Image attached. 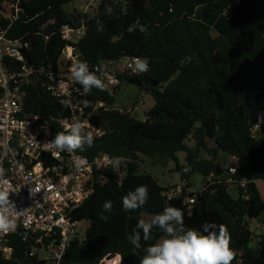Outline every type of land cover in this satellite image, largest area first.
Segmentation results:
<instances>
[{"label": "trees", "instance_id": "obj_1", "mask_svg": "<svg viewBox=\"0 0 264 264\" xmlns=\"http://www.w3.org/2000/svg\"><path fill=\"white\" fill-rule=\"evenodd\" d=\"M72 1L32 0L26 5L29 21L17 23L8 36L31 42L28 63L57 64L69 44L61 39L60 29L84 24L85 36L75 47L90 69L119 59L139 58L149 65L145 73L119 75L120 84L112 91L92 89L91 99L112 107L121 83L128 82L155 103L145 121L118 110H100L95 116L94 123L105 134L78 152L89 159L103 153L130 162L122 177L103 172V182L95 184L76 212V219L88 221L89 227L84 244L73 243L64 264H99L108 255H120L121 264H139L144 249L165 234L154 228L149 241L141 239L140 249L128 237L143 214L157 215L168 206L182 210L188 228L202 231L205 223L223 224L235 253L232 264H264V237L258 241L260 251L254 250L250 227V221L264 214V199L256 183L264 180V124L263 133L255 136L252 130L259 122L251 117L248 100L252 91L257 93L256 100H264V0H103L89 19L68 12ZM24 92L28 112L44 119L67 116V109L40 88ZM190 137L193 147L186 143ZM209 140L215 143L214 149L208 148ZM204 152L213 156L204 159ZM219 152L236 160L231 164L236 167L231 191L217 183L229 177V162H216ZM179 153L186 154L190 168L183 179L189 181L193 174L204 180L213 176L214 184L207 181L192 206L184 203L186 193L168 201L159 181L139 172L140 154L172 160L176 170L182 171ZM244 179L248 183L242 188L239 182ZM142 185L149 190L147 202L125 211L122 197ZM108 200L113 209L104 212L108 219L101 221L99 215ZM15 237L13 258L0 264L28 263L24 246Z\"/></svg>", "mask_w": 264, "mask_h": 264}, {"label": "built area", "instance_id": "obj_2", "mask_svg": "<svg viewBox=\"0 0 264 264\" xmlns=\"http://www.w3.org/2000/svg\"><path fill=\"white\" fill-rule=\"evenodd\" d=\"M31 1L0 0V169H3V179L18 191L11 193L10 199L19 211L16 230L0 232V261L13 258L14 239L18 235L27 264H64L72 244L82 245L86 240L89 222L76 219V212L90 198L95 184L103 182V172L112 171L122 177L130 161L126 159L114 169L106 158L117 156L102 153L89 159L78 150L53 155V150L45 147L56 133L65 130L62 121L67 124L80 120L94 139H101L105 131L94 123L95 116L100 110L118 109L91 99L71 76L72 65L81 62L75 45L85 36L84 24L78 28L65 25L60 29L61 39L69 44L62 50L57 64L48 60L28 63L31 42L8 35L17 23L29 21L25 7ZM102 1L90 3L92 14L78 13L88 15V19L95 17ZM136 59L139 58L107 60L89 70L104 82V91H112L120 84L119 75L134 72ZM29 87H38L56 99L67 109V116L44 119L28 112L24 91ZM64 101L68 102L67 107ZM85 101L88 107H84ZM118 111L128 113V110ZM228 167L229 177L217 183H224L226 190L231 191L234 189L231 176L236 173V167L231 164ZM208 181L214 184L213 176ZM247 183L246 179L239 182L242 188ZM188 185L184 179L178 186L164 187L163 196L169 201L186 193L184 203L192 206L198 191ZM31 188L38 192L31 193ZM121 261L120 255H108L99 264H121Z\"/></svg>", "mask_w": 264, "mask_h": 264}, {"label": "clouds", "instance_id": "obj_3", "mask_svg": "<svg viewBox=\"0 0 264 264\" xmlns=\"http://www.w3.org/2000/svg\"><path fill=\"white\" fill-rule=\"evenodd\" d=\"M134 68L139 73H145L149 70V65L146 60L136 59ZM70 72L73 80L82 86L84 94H90L93 88L105 90L104 82L96 72L89 70L86 62L74 63ZM62 103L68 106L67 101ZM88 106V102L85 101L84 107ZM61 124L65 130L56 133L50 142L45 143L47 149L53 150V155L64 151L69 153L83 151L85 146H92L94 136L91 131L86 130L85 123L75 120L67 124L62 121ZM126 159L122 156L106 158L114 169L119 168ZM14 192L18 191L9 181L3 179V169H0V232L3 233L15 231L17 228L19 211L16 210L14 201L10 199V194ZM37 192L31 188V193ZM148 198V187L138 186L122 197V207L125 211L136 210L143 207ZM112 209L113 202L105 201L99 219L107 221L108 217L103 213L111 212ZM154 228L161 230L165 238L146 247L139 264H232L235 258V253L230 247L228 230L223 224L217 226L215 223H205L202 231L188 228L184 224L182 210L172 206L165 207L162 213L150 220L140 219L128 240L136 249H140L141 239L149 241Z\"/></svg>", "mask_w": 264, "mask_h": 264}, {"label": "rangeland", "instance_id": "obj_4", "mask_svg": "<svg viewBox=\"0 0 264 264\" xmlns=\"http://www.w3.org/2000/svg\"><path fill=\"white\" fill-rule=\"evenodd\" d=\"M94 0H74L68 5V7L73 8L74 11H81L85 14H92L93 6L90 5ZM93 4H96L94 2ZM215 35V34H214ZM135 73H139L133 68ZM256 92L252 91L248 94V100L250 103V115L253 119L259 122V126L255 128L254 135L260 136L263 133V124H264V100L258 101L256 100ZM154 99L149 94H146L141 88L136 85L129 84L128 82H122L119 90L115 94V103L112 108L118 110H128L133 117L138 120L145 121L147 118V112L154 106ZM187 145L190 147L194 146L193 138L190 137L188 141H186ZM215 143L211 140L208 141V148L214 149ZM213 155L208 152L202 153L201 157L204 159H210ZM140 163H139V172L141 174H151L155 177L159 183L163 187H171L172 185L178 186L181 184L184 179V174L190 173V168L186 162V154L179 153L178 158L180 161V165L183 167L182 171H177L176 163L172 160L166 159L161 161L156 156H147V155H139ZM216 162L219 164H223L224 162H231L233 165L236 163L235 159L231 156L224 154L223 152H219L215 157ZM228 167V166H227ZM208 180H204V178L199 174H193L189 177V184L191 190L200 191L201 188L206 184ZM264 182L261 181L258 183V189L260 194L263 196V187ZM234 198H237L238 194L236 191L232 193ZM155 215L143 214L142 217L147 221L150 220ZM250 227L254 232V242H252L251 247L260 251V246L258 241L260 238L264 237V214L256 221H250Z\"/></svg>", "mask_w": 264, "mask_h": 264}, {"label": "water", "instance_id": "obj_5", "mask_svg": "<svg viewBox=\"0 0 264 264\" xmlns=\"http://www.w3.org/2000/svg\"><path fill=\"white\" fill-rule=\"evenodd\" d=\"M72 10H73V8L70 7V8L68 9V12H69V13H72V12H73ZM79 60H80L81 62H85L84 58H83L81 55L79 56ZM154 86H157V85L155 84ZM228 166H229V165H228Z\"/></svg>", "mask_w": 264, "mask_h": 264}, {"label": "crops", "instance_id": "obj_6", "mask_svg": "<svg viewBox=\"0 0 264 264\" xmlns=\"http://www.w3.org/2000/svg\"><path fill=\"white\" fill-rule=\"evenodd\" d=\"M235 161H236V160H235ZM229 164H232V163L229 162ZM229 164H227V166H228ZM261 181L264 182V180H260V181H257V182H256V183H257V187H258V183L261 182ZM262 187H263V191H264V185H262ZM263 193H264V192H263ZM261 196H262V195H261ZM262 198L264 199V194H263ZM256 221H257V220H256Z\"/></svg>", "mask_w": 264, "mask_h": 264}]
</instances>
